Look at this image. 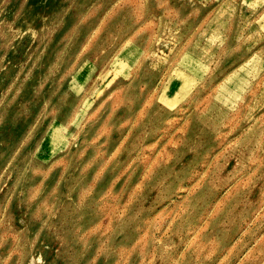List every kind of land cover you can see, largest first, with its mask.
Instances as JSON below:
<instances>
[{
	"label": "rangeland",
	"instance_id": "1",
	"mask_svg": "<svg viewBox=\"0 0 264 264\" xmlns=\"http://www.w3.org/2000/svg\"><path fill=\"white\" fill-rule=\"evenodd\" d=\"M0 264H264V0H0Z\"/></svg>",
	"mask_w": 264,
	"mask_h": 264
}]
</instances>
